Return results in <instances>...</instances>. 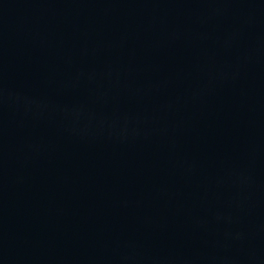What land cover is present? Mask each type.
I'll use <instances>...</instances> for the list:
<instances>
[{"label": "water", "instance_id": "obj_1", "mask_svg": "<svg viewBox=\"0 0 264 264\" xmlns=\"http://www.w3.org/2000/svg\"><path fill=\"white\" fill-rule=\"evenodd\" d=\"M0 264H264V0H0Z\"/></svg>", "mask_w": 264, "mask_h": 264}]
</instances>
